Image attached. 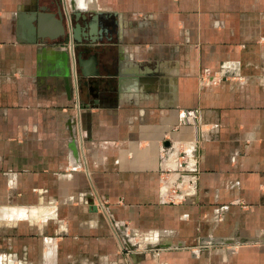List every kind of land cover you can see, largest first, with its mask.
Listing matches in <instances>:
<instances>
[{"label":"crops","instance_id":"crops-1","mask_svg":"<svg viewBox=\"0 0 264 264\" xmlns=\"http://www.w3.org/2000/svg\"><path fill=\"white\" fill-rule=\"evenodd\" d=\"M69 4L0 0V264H264V0Z\"/></svg>","mask_w":264,"mask_h":264},{"label":"built area","instance_id":"built-area-1","mask_svg":"<svg viewBox=\"0 0 264 264\" xmlns=\"http://www.w3.org/2000/svg\"><path fill=\"white\" fill-rule=\"evenodd\" d=\"M64 8V7H63ZM64 8L65 12H68V10ZM68 53L71 56V67L74 68V72L72 71V100H73V107H74V120L78 117L79 118V114H80V97H79V77H78V69H77V62H76V58H75V46L74 43L71 41L68 44ZM195 111H185L182 116H183V122H189V121H193L196 119L195 117ZM83 135L82 132L80 130L79 132V137H78V143L79 145L83 146ZM180 187L179 185H176L175 189H174V193H176L177 196H180L181 198L186 197V194L183 191H179ZM95 204L98 205V210L106 213V206L105 203L100 200L97 199L96 202H94ZM108 219L111 220V217H109L108 215Z\"/></svg>","mask_w":264,"mask_h":264},{"label":"rangeland","instance_id":"rangeland-1","mask_svg":"<svg viewBox=\"0 0 264 264\" xmlns=\"http://www.w3.org/2000/svg\"><path fill=\"white\" fill-rule=\"evenodd\" d=\"M60 5L64 8H66L68 10V12L70 10L72 11V8L70 7V4H69V0H60ZM71 82H72V79H71ZM72 90H73V87H72ZM12 197L13 196H11V195L0 196V253L3 251L1 246L3 245V243H5L6 237L12 236L17 231L24 232L25 236H28L27 234L29 232L32 233L33 230L35 231L34 227H28L30 225V223L27 221H19L17 225L6 224L5 222L1 221L2 210L8 209L11 207H19L17 205V203H15V201H13ZM25 209L27 210V209H34V208H29V207L27 208L25 206Z\"/></svg>","mask_w":264,"mask_h":264},{"label":"water","instance_id":"water-1","mask_svg":"<svg viewBox=\"0 0 264 264\" xmlns=\"http://www.w3.org/2000/svg\"><path fill=\"white\" fill-rule=\"evenodd\" d=\"M57 1H58L59 5H60V0H57ZM72 9H74V8L72 7ZM74 11L77 14L76 16H78L79 12H77L76 10H74ZM98 17H100V16L97 15V16H93V17L90 18V21L88 23V26H89V29H90V34L92 35V37L96 36V34H95L96 33V28H99L98 36L103 35L105 38H107V37H109V35H111L110 28H112L113 25L110 22L103 24V22H100V21L97 20ZM100 19L102 21L103 20H107V17L100 18ZM95 41L96 40L94 39L93 42H95ZM65 53H66L65 55L67 57L65 62L67 64L68 63V53L67 52H65ZM66 77H68V76H66ZM93 89L96 90L97 86H94ZM167 145H169V144H167ZM94 210H96V209L94 208ZM128 249L130 251H134L136 248L132 246V247H128Z\"/></svg>","mask_w":264,"mask_h":264},{"label":"bare ground","instance_id":"bare-ground-1","mask_svg":"<svg viewBox=\"0 0 264 264\" xmlns=\"http://www.w3.org/2000/svg\"><path fill=\"white\" fill-rule=\"evenodd\" d=\"M63 69H64V75L65 76H70L71 73V77H72V71L74 72V68L71 67V62L69 60V55H68V63L66 64L65 60L67 59L66 55L63 56ZM77 141V140H76Z\"/></svg>","mask_w":264,"mask_h":264}]
</instances>
